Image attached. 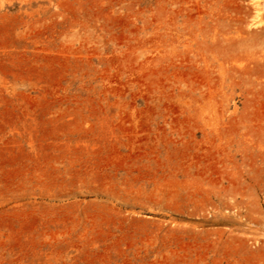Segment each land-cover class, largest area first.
Here are the masks:
<instances>
[{
    "label": "rangeland",
    "instance_id": "rangeland-1",
    "mask_svg": "<svg viewBox=\"0 0 264 264\" xmlns=\"http://www.w3.org/2000/svg\"><path fill=\"white\" fill-rule=\"evenodd\" d=\"M258 3L0 0V264H264Z\"/></svg>",
    "mask_w": 264,
    "mask_h": 264
},
{
    "label": "bare ground",
    "instance_id": "bare-ground-1",
    "mask_svg": "<svg viewBox=\"0 0 264 264\" xmlns=\"http://www.w3.org/2000/svg\"><path fill=\"white\" fill-rule=\"evenodd\" d=\"M256 2V1H255ZM257 3V2H256ZM259 4V6L261 7V9L259 10V12L260 13H262L261 15H259V16H257V19H258V27L256 28V29H252V30H250V31H247V30H244V32H243V36H244V38L242 39V41L241 42H239L240 43V45L242 44L243 46L246 44V43H248V42H251V41H253V40H260L261 39V41H259V42H261L260 44H262V43H264V0H260V3H258ZM257 6V5H256ZM257 8V7H256ZM215 9V8H214ZM212 11H213V9H212ZM254 11H255V9H254ZM217 12V11H216ZM213 13V12H212ZM257 13V12H256ZM255 13V14H256ZM216 14V13H215ZM254 14V15H255ZM211 18V17H210ZM210 20V19H209ZM214 20V19H213ZM218 25V24H217ZM216 26V25H215ZM220 28V27H219ZM216 29H218V28H216ZM240 29V28H239ZM213 31V30H212ZM211 31V32H212ZM215 31V30H214ZM223 31V30H222ZM217 33L219 32V31H216ZM241 33V32H240ZM226 35H227V33H226ZM225 35V36H226ZM241 35V34H240ZM213 36V35H212ZM218 36V35H217ZM210 37V36H209ZM227 38V37H226ZM229 39V38H228ZM226 40V39H225ZM263 40V41H262ZM219 41V40H218ZM229 41V40H228ZM255 41L253 42V43H255ZM258 42V41H257ZM256 42V43H257ZM223 43V42H222ZM218 44V43H217ZM209 45V44H208ZM207 45V46H208ZM219 45H220V43H219ZM257 45L256 44H254V46L252 45V47H256ZM259 46V45H258ZM263 46V45H262ZM261 46V49L260 50H258V49H256V50H258V51H255V52H251L250 51V55H249V57H248V55H246L247 56V62H245L246 63V65L244 64V62H243V64L244 65H239V70L241 69V71L240 72H242L241 74H243V73H245L246 71H251V70H253V71H258L259 73H262V74H264V46L262 47ZM235 47V46H234ZM251 47V48H252ZM211 48V47H210ZM212 50V49H211ZM232 50V49H231ZM235 50V49H234ZM233 50V51H234ZM229 51V50H228ZM225 53V52H224ZM230 54V53H229ZM246 54V53H245ZM236 55V54H235ZM229 56V55H228ZM233 56V55H232ZM246 56H245V58H246ZM225 57V56H224ZM235 57V56H234ZM227 58V57H226ZM235 58H237V57H235ZM234 58V59H235ZM246 61V60H245ZM218 62V61H217ZM226 62V61H225ZM231 62L233 63V61L231 60ZM235 62V61H234ZM229 63V62H228ZM237 63V62H236ZM240 64V63H239ZM224 65H226V64H224ZM228 65V64H227ZM234 65H237V64H235L234 63ZM234 65H233V67H234ZM226 67V66H225ZM236 68V67H235ZM219 69V68H218ZM232 69V68H231ZM239 70H237L238 72H239ZM223 71V70H222ZM233 71V70H232ZM235 71V70H234ZM262 81V80H261ZM259 84V83H258ZM253 86V85H252ZM256 86V85H255ZM248 87V86H247ZM245 89V88H244ZM211 90V89H210ZM225 103V102H224Z\"/></svg>",
    "mask_w": 264,
    "mask_h": 264
}]
</instances>
